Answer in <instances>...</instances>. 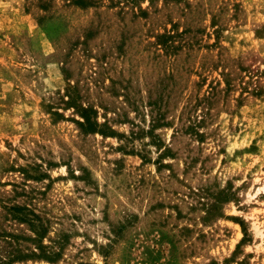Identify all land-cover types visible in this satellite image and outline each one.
I'll return each instance as SVG.
<instances>
[{"label":"rangeland","instance_id":"374dc122","mask_svg":"<svg viewBox=\"0 0 264 264\" xmlns=\"http://www.w3.org/2000/svg\"><path fill=\"white\" fill-rule=\"evenodd\" d=\"M0 264H264V0H0Z\"/></svg>","mask_w":264,"mask_h":264},{"label":"trees","instance_id":"16d2710c","mask_svg":"<svg viewBox=\"0 0 264 264\" xmlns=\"http://www.w3.org/2000/svg\"><path fill=\"white\" fill-rule=\"evenodd\" d=\"M81 114H82L83 122L77 121L80 126L83 127V126L86 125L87 128H89V130L91 132H98L100 134H103L102 131H100V129L98 128L97 122L95 120H92L90 118V115H89V112H88V109L87 108L86 109L83 108L82 111H81ZM217 204H218V202L214 203L213 205H217ZM11 209H12V212H13V211H17V209H20V207L14 206ZM15 216H19V217H17V218H19V220L26 221V219H25L26 217H24V215H16L15 214ZM221 216H223V215L221 214L220 217ZM239 223H240V225H242V222L241 221H239ZM244 234L247 235V233L245 231H244Z\"/></svg>","mask_w":264,"mask_h":264}]
</instances>
